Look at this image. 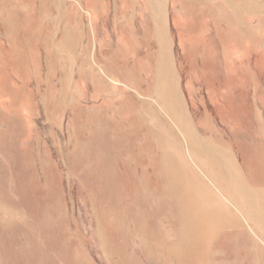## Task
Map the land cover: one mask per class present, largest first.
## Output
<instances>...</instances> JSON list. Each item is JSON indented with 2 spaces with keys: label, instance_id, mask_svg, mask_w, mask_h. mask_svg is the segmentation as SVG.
<instances>
[{
  "label": "rangeland",
  "instance_id": "rangeland-1",
  "mask_svg": "<svg viewBox=\"0 0 264 264\" xmlns=\"http://www.w3.org/2000/svg\"><path fill=\"white\" fill-rule=\"evenodd\" d=\"M0 264H264V0H0Z\"/></svg>",
  "mask_w": 264,
  "mask_h": 264
}]
</instances>
